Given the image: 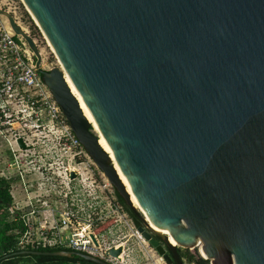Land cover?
Returning <instances> with one entry per match:
<instances>
[{"label":"water","instance_id":"95a60500","mask_svg":"<svg viewBox=\"0 0 264 264\" xmlns=\"http://www.w3.org/2000/svg\"><path fill=\"white\" fill-rule=\"evenodd\" d=\"M23 3L61 68L41 69L35 40L10 12L0 16L28 42L75 135L166 263L199 249L211 264H264V0ZM22 254L110 264L74 251Z\"/></svg>","mask_w":264,"mask_h":264},{"label":"built area","instance_id":"2783aa9c","mask_svg":"<svg viewBox=\"0 0 264 264\" xmlns=\"http://www.w3.org/2000/svg\"><path fill=\"white\" fill-rule=\"evenodd\" d=\"M0 10L20 25L10 0H0ZM37 61L24 37L0 16V179L10 182L12 211L23 223L19 247L64 248L125 264L130 259L125 248L119 259L99 253L96 245L104 236L97 229L106 212L95 189L102 185L95 171L104 188L110 184L72 130ZM142 264L167 263L159 255Z\"/></svg>","mask_w":264,"mask_h":264},{"label":"rangeland","instance_id":"374dc122","mask_svg":"<svg viewBox=\"0 0 264 264\" xmlns=\"http://www.w3.org/2000/svg\"><path fill=\"white\" fill-rule=\"evenodd\" d=\"M13 8L16 9V15L19 19L20 25L24 28L26 33L30 35L38 45L43 58V67L45 71L53 70L54 68H61V64L54 53L43 33L37 26L30 11L24 5L22 0H10ZM94 130L99 133L98 127L95 125ZM102 137V136H101ZM99 181L104 184L99 172L95 171ZM95 189L98 191V198L106 202L104 215V222L99 226V230L105 229L103 239L100 237V243L103 249L107 251L113 247H122L126 249V254L130 259L126 260L125 264H142L150 263L153 260L159 259V254L149 247V243L143 238H137L132 225L127 220L122 211V204L118 200L116 190L111 185L108 188L102 186ZM18 197L19 195L16 194ZM125 209V208H124ZM96 228V227H95ZM94 230V229H93ZM146 242H145V241ZM192 255L201 256L199 249L190 250ZM202 257V256H201Z\"/></svg>","mask_w":264,"mask_h":264},{"label":"trees","instance_id":"16d2710c","mask_svg":"<svg viewBox=\"0 0 264 264\" xmlns=\"http://www.w3.org/2000/svg\"><path fill=\"white\" fill-rule=\"evenodd\" d=\"M116 195L125 210L135 217L117 191ZM13 205L14 199L11 195V184L4 179H0V264H97L78 256L67 258L51 255L22 254L24 251L52 253L58 251L69 252L71 250L64 248L22 250L19 247V238L23 231V223L18 218V215L12 211ZM179 255L184 264H211L210 260L192 255L190 250L179 249Z\"/></svg>","mask_w":264,"mask_h":264},{"label":"bare ground","instance_id":"6f19581e","mask_svg":"<svg viewBox=\"0 0 264 264\" xmlns=\"http://www.w3.org/2000/svg\"><path fill=\"white\" fill-rule=\"evenodd\" d=\"M23 1V0H22ZM27 7V6H26ZM28 9V7H27ZM29 10V9H28ZM30 11V10H29ZM52 48V47H51ZM66 80H67V83L72 91V93L74 94V96L77 98L79 104H80V107L84 113V115L86 116V118L89 120V122L94 125L95 127V121H94V118L92 117L88 107L86 106L84 100L82 99V97L80 96V94L77 92V90L75 89L74 85L72 84V82L70 81L69 77L66 76ZM100 145L102 146V148L110 155V158L115 162V158H114V155L110 149V147L108 146L106 140L103 138V137H100ZM115 168L118 172V175L120 177V179L122 180V182L124 183V185L126 186L128 192L130 193V196H131V201L132 203L134 204V206H136L139 210H142L141 207H140V204L137 200V198L135 197L134 193L132 192L131 188H130V185L126 179V177L124 176V174L122 173L121 169L119 168V166L117 165V163H115ZM156 230H158L159 232L162 233V231H160L159 229H157L155 226H153ZM170 242L174 245H176V242L171 238L170 239ZM200 252V250H199ZM201 254V253H200Z\"/></svg>","mask_w":264,"mask_h":264},{"label":"flooded vegetation","instance_id":"af4514ba","mask_svg":"<svg viewBox=\"0 0 264 264\" xmlns=\"http://www.w3.org/2000/svg\"><path fill=\"white\" fill-rule=\"evenodd\" d=\"M42 65H43V62H42V64H41V68H42ZM44 70V69H43ZM119 200V199H118ZM107 203L106 202H104L103 201V203H102V207H104L105 208V205H106ZM129 207V206H128ZM130 209V208H129ZM131 210V209H130ZM122 211H124V215L126 216V218H127V220L130 222V224L132 225V227L133 228H135V229H138L141 225H142V223H141V221H140V219L138 218V216H136L134 213V215H135V217H133V216H131V214L129 213V212H127L125 209H124V207L122 206ZM138 219V220H137ZM103 223V222H102ZM139 223L141 224L140 226H139ZM102 226V225H101ZM97 230H99V229H97ZM105 229H101L100 230V232H101V236H104V232H106V231H104ZM158 242H160V244H162V245H164V243L162 242V240L158 237V236H156V235H152ZM97 246V248L99 249V253L100 254H102V256L103 255H105V257H107V250H105V253H103V251H104V249H103V246H102V244L100 243V244H98V245H96ZM149 247L151 248V249H154L150 244H149ZM165 247V249H166V251H167V254L174 260V256L172 255V253L170 252V250L166 247V246H164ZM154 251L156 252V250L154 249Z\"/></svg>","mask_w":264,"mask_h":264}]
</instances>
